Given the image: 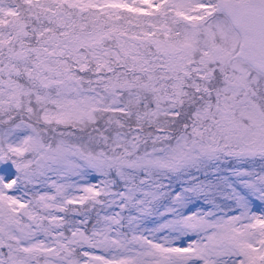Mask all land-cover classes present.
<instances>
[{
  "label": "snow or ice",
  "instance_id": "obj_1",
  "mask_svg": "<svg viewBox=\"0 0 264 264\" xmlns=\"http://www.w3.org/2000/svg\"><path fill=\"white\" fill-rule=\"evenodd\" d=\"M0 264H264V0H0Z\"/></svg>",
  "mask_w": 264,
  "mask_h": 264
}]
</instances>
